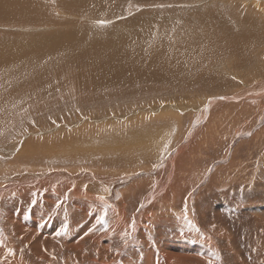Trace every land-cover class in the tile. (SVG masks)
I'll return each mask as SVG.
<instances>
[{
  "label": "bare ground",
  "instance_id": "6f19581e",
  "mask_svg": "<svg viewBox=\"0 0 264 264\" xmlns=\"http://www.w3.org/2000/svg\"><path fill=\"white\" fill-rule=\"evenodd\" d=\"M51 2L0 0V29L4 32L0 34L8 36L26 32L35 35L40 31L35 29L36 26L38 29L50 22H55V27L57 19L52 18ZM120 2L128 4L127 0H61L60 6L72 9V12L73 9L76 12L85 9L88 14L89 9H93L96 12L94 21L99 25L108 21L99 19V14L111 15L114 10H120ZM189 2L188 6L193 7L191 14L188 13L189 18L206 20L199 21L192 28L188 27L185 17L177 22L176 29H172L165 18L161 22L156 16L145 15L126 23L127 29L117 24L114 30L110 28L102 34L98 28L94 32L90 30L91 33L98 31L97 44L93 39L96 35L90 36L83 31L68 33L64 30L67 35L56 37L53 34L51 36L55 37L52 39H40L34 45L37 40L30 44L24 40L26 36L22 42L15 41L14 46L7 37H0L3 39L0 40V264H48L51 253L64 251L72 254L71 258L66 256V264H121L122 261L131 264L132 259L125 257L124 252L139 237H143L149 246V236L158 220L193 232L204 246L216 252L219 251L216 238L224 239L230 245V236L236 233L250 259L239 262L264 264V216L239 213L233 209L235 205L231 201L220 196L221 207H215V219L204 230L199 226V209L194 205L195 197L211 175L236 166L235 157L229 160V156L238 151L241 143H245L241 130L231 134L226 158L218 159L205 170L193 172L195 184L181 197L185 212L176 209L180 198L178 192L184 188L179 162L189 154L190 158L191 155L195 157L196 151L205 150L212 143L225 139L224 128L227 127L224 123L228 125V121L219 114L227 112L223 109L215 114L211 112L213 108L219 109L227 101L225 98L251 99L255 101L254 105L248 104L256 109L250 115V121L255 122L252 128L264 122V0ZM62 9L55 11L63 14ZM183 15H186V10ZM15 24L17 28L7 27ZM76 24L77 21L73 25ZM19 28L21 31L17 30ZM87 38L92 45L96 44L92 49L84 50L89 42L84 43L86 46L82 51H72L80 39ZM205 79L211 85L203 90L206 93L199 90H193L191 94L176 91L178 85L198 87L199 82ZM238 85L240 87L237 88ZM229 86H236V90L232 96L224 97L227 88L231 89ZM79 89L102 97L101 100L109 99V104H100L102 106L93 108V112L82 111L80 114L77 112L80 107L75 103L80 100ZM219 91L222 92L217 93ZM193 97L200 104L199 109L194 110L196 114H175L173 109L176 107L168 109L172 112L161 109L167 106L163 101L175 102V98L192 100ZM62 101L69 104L64 106L59 103ZM105 106L108 109H104ZM30 108L36 111L27 114L26 110ZM250 130L245 135L251 133ZM173 135L178 145L174 143V146L166 148ZM255 136H264V130ZM43 141L52 146L47 147ZM193 141L195 143L190 147ZM165 148L164 159L155 165L153 162L157 157L159 159ZM141 159L151 161L145 166L140 164ZM241 163V170L246 171L248 165ZM253 168L255 179L259 167ZM218 177L221 179L220 175ZM247 178L241 181L254 186L256 181L252 177ZM140 188H147V193L137 210L132 209V213L127 215L125 201ZM35 202L53 211L62 209L64 215H68L66 223L65 220H53L51 215L42 216L43 212L33 209ZM77 210H82L83 215L90 218L87 226L79 231L76 224L67 227V221L70 223L71 215ZM220 213L226 219L227 227ZM107 215L112 223L107 232L99 234L96 221L101 217L104 220ZM112 237L122 243L121 248H113ZM148 248L139 253L143 264H207L211 257L200 246L193 248L192 245L167 243L159 251ZM204 253L208 258H201ZM236 258L239 259L238 256Z\"/></svg>",
  "mask_w": 264,
  "mask_h": 264
},
{
  "label": "rangeland",
  "instance_id": "374dc122",
  "mask_svg": "<svg viewBox=\"0 0 264 264\" xmlns=\"http://www.w3.org/2000/svg\"><path fill=\"white\" fill-rule=\"evenodd\" d=\"M56 1V2H55ZM126 0H122V2H125ZM128 4H124V3H119L118 4V11L115 12V14L113 15L114 12H112V16L107 14L105 15L106 13H104L103 15L99 14L101 16V18L99 19H102V20H108L107 23H100L102 24V26L99 24L97 25V23L94 21L96 20L95 19V10L93 9H89V14H88V11H85L84 10H77L79 12H76L75 10L76 9H73V13L72 12V9H69L64 6H60V3H61V0H52L51 4L50 3V6L53 7L51 8L50 7V11H52L53 16L52 18L54 19H57L56 21V24L57 25H64L60 28H58L59 26L55 25L54 27V23L55 22H50L49 24H44V25H41V27L39 26L38 29H37V26L35 27L36 30H40V31H36L35 35H31V33H26L25 34H22V33H19L17 32V34H7L8 36H5V34H0L1 38H4V37H7L9 39L10 42H13L11 44H13V46L15 45V41L16 42H19V41H29L30 44L37 40V42H33V45L35 43H39L38 40H44V39H48L50 40V38L52 39V37H55L56 35L57 36H60L62 37L63 35H67V32L70 33V32H79L81 33L82 31L86 34H90V36L92 35H96L95 38H93L95 41H96V44L98 43L97 42V35L99 34H102L103 31H107L108 29L110 30V28H112L111 30H114L118 24V26L120 25V27L122 26V28H125L127 29V26L125 25L126 23H128L129 21H132L134 20L135 18L138 19L140 18V16H145V15H149V16H156L158 17L159 19H161V22H167L169 24V27L172 28V29H176L178 27V23L185 17V20L187 21V25L188 27L191 26V28L193 27V25H195L196 23H198L199 21H206L204 19H200L199 21L198 20H192V18H189V15L191 14V12L193 11V7L192 6H188L190 5L189 1L190 0H127ZM167 3V4H160V3ZM140 3H144V5L140 4ZM151 3V4H150ZM181 3V4H180ZM147 4V5H146ZM156 4V5H155ZM186 4V6H185ZM125 5V6H124ZM146 5V6H145ZM152 5V6H151ZM155 5V6H154ZM164 5V6H163ZM61 7L63 8L62 9V13L63 14H59L57 11H55V9H59V11L61 10V8H56V7ZM140 6V7H139ZM176 6V7H174ZM55 7V8H54ZM170 7V8H169ZM189 7V8H188ZM65 8V10H64ZM125 8V10H123ZM146 8V9H145ZM174 8V9H173ZM136 9V11H135ZM139 9V10H138ZM159 9V10H158ZM188 9V10H187ZM192 9V10H191ZM54 10V11H53ZM70 10V11H69ZM138 10V11H137ZM143 10V11H142ZM146 10V11H144ZM172 10L174 11L172 13ZM185 10H186V15L184 16L183 14H185ZM122 11V12H121ZM132 11V12H131ZM135 11V12H133ZM141 11V13H140ZM181 11V12H180ZM182 11H184V13H182ZM188 11V12H187ZM190 11V12H189ZM145 12V13H144ZM151 12V13H150ZM92 13V15H91ZM120 13V14H119ZM128 13V14H127ZM182 15H180V14ZM190 13V14H188ZM67 16H65V15ZM71 14V15H69ZM77 14V15H76ZM119 14V15H118ZM133 14V15H132ZM139 14V15H138ZM143 14V15H142ZM151 14V15H150ZM165 14V15H164ZM94 15V16H93ZM117 15V16H116ZM127 15V16H125ZM135 15V17H134ZM170 15V16H169ZM72 16V17H71ZM77 16V17H76ZM85 16H89L88 18L86 17L85 19H83V17ZM132 16V17H130ZM148 16V17H149ZM224 16V15H222ZM2 17H4L2 15ZM71 17V18H70ZM91 17V19H90ZM65 18H70V19H65ZM130 18V19H129ZM165 18L164 21H162L163 19ZM172 18V19H171ZM91 21H90V20ZM114 19V20H113ZM128 19V20H127ZM167 19V20H166ZM171 19V20H170ZM174 19V20H173ZM189 19V20H188ZM74 20V21H72ZM85 20V21H84ZM89 20V21H87ZM110 20V21H109ZM124 22H123V21ZM208 20V19H207ZM212 20V19H211ZM64 21V22H62ZM72 21V22H71ZM77 21V26L73 25L74 23H76ZM120 21V22H119ZM121 21L123 23H121ZM190 21V22H189ZM58 22V23H57ZM92 22V24H91ZM95 22V23H93ZM111 22V23H110ZM117 22V23H116ZM153 22V21H151ZM178 22V23H177ZM213 22V21H212ZM52 23V24H51ZM88 23V24H87ZM177 23V24H176ZM210 23V22H209ZM79 24V25H78ZM92 26H91V25ZM96 24V25H95ZM114 24V25H112ZM162 24V23H161ZM192 24V25H191ZM208 24V23H207ZM72 27H70V26ZM89 25V26H87ZM95 25V27H94ZM111 25V26H110ZM14 26V28H17L18 26L15 24V25H10V26H7V27H12ZM47 26V28H46ZM56 28V29H53V27ZM65 26V27H64ZM75 26V27H74ZM81 26V27H80ZM87 26V27H85ZM100 26V27H99ZM107 26V27H106ZM115 26V27H114ZM117 26V27H118ZM125 26V27H124ZM154 26L156 27V25L154 24ZM161 26V25H160ZM52 27V28H51ZM78 27V28H77ZM92 27H94L92 29ZM66 28V29H65ZM77 28V29H76ZM82 28V29H80ZM86 28L88 30H86ZM98 28L99 34H96L97 32L95 33H91L90 30H93L92 32L96 31ZM158 30H161L163 31V29L159 28V27H156ZM42 29V30H41ZM73 30V31H70V30ZM79 29V30H78ZM18 31H21L20 28L17 29ZM22 30H24V28H22ZM26 30V29H25ZM60 30V31H59ZM66 30V31H64ZM86 30V32H85ZM108 30V31H109ZM46 31H49V32H46ZM64 31V33H63ZM81 31V32H80ZM169 31H172L169 29ZM0 32L1 33H4L2 32V30L0 29ZM88 32V33H87ZM48 34V35H46ZM49 34H50V37H49ZM55 35V36H51V35ZM4 35V36H3ZM28 35V36H27ZM3 36V37H2ZM15 36V37H14ZM18 36V37H17ZM26 36V38H24ZM32 36V37H30ZM56 36V37H57ZM13 37V38H12ZM37 37V38H36ZM39 37V38H38ZM59 37V38H60ZM0 40H3L1 39ZM14 38H16L17 40H14ZM24 38V40H22ZM35 38V39H33ZM86 40V41H85ZM85 40H79V42L75 45V47H73V52L75 50V52H78V51H82L84 48H85V44L89 43V38L85 39ZM102 41V40H101ZM85 43V44H84ZM92 42H90L88 45L90 46H87L84 50L88 49L90 50V48L92 49L93 46L95 45H92L91 44ZM80 44V45H79ZM73 45V44H72ZM79 47H82L80 49H77ZM84 47V48H83ZM157 47H160L161 46L159 44H157ZM36 50L39 51V48L36 47ZM207 71H209V68H206ZM209 80L205 79L204 81H200L199 84H198V87L190 84L189 86H186L185 88L182 87V85H178L177 86V92H186L187 94H191L192 92H194L193 90H199L200 92H203V93H206L205 91L203 90H206L208 89L211 85H208L207 82ZM220 82L218 81L217 82V85H219ZM231 89L227 88L228 90L224 91L227 92V94H224V97H228L229 95L232 96L231 94L233 93L236 86H229ZM240 87L239 85L237 86V88ZM79 94H80V100L76 101L75 103L77 105H79V108L77 110L78 113L81 114L82 111H85V112H88V113H91L93 112L94 110H92L93 108L95 107H99V106H102L103 104L107 103L109 104L108 100H105V98H103L104 100H101L102 97H97L95 96V94H91L86 91V90H83V92H85L83 94L82 90L79 89ZM82 92V94H81ZM222 91H219L217 93H220ZM86 94V95H85ZM82 95V96H81ZM90 95V96H89ZM234 95V94H233ZM96 97V99H95ZM173 96H170V98H172ZM125 98V97H124ZM230 98V97H229ZM227 99V101H225L222 105H220V108L217 109L216 108H213V110L211 112L215 113L217 112V114L221 113L222 110L224 109L225 112H227V114H219L220 116L222 117H226L225 119H227L228 121V125L227 123H224L225 126L224 127H227L226 129L224 128V140L219 142H215V143H212L210 147H208L207 149L205 150H201V151H196L195 152V157L193 155H191V158H190V154L188 156V158H183L180 162H179V167L178 168H181V174H180V179H181V183L183 185V189L178 192V196L180 198L179 199V203L177 204L176 206V209L181 211V212H185V207L182 205V200H181V197H183L184 193L186 194L185 191H188L189 189H191L194 184H195V177L193 176V174L196 172V171H200V170H205V168L207 167H210L211 165H213L214 163H216L217 161H219L218 159L220 158H224L226 156V153L225 151L229 148V145H230V138H231V134H233L236 130L240 131V133H242V138H243V142L245 143H241L242 147L239 146L238 147V151H234V153L232 155L229 156V160H232V158L235 157V161H236V166L233 167V168H229V169H226L224 170L223 172H217L216 174H213L211 175L209 178L208 183L206 181V184L204 187H202L200 189V191L198 192V196L195 197V209L197 207V210L199 209V226L202 227L204 230H206L205 228H207V226L210 224V222L213 220V218L215 219V213L219 207V203L221 205V202H220V196L221 197H224L225 199L224 200H227V201H231L233 205L235 206H232L233 209H235L236 211H238L239 213H244L245 215L247 216H264V166L262 165L264 163V136H261L260 138H257V136H255V134L259 133V131L261 130L262 132V129L264 130V122L263 124L261 123L259 126H257L256 128H252L253 124V121L251 120L250 121V115L254 114V112L256 111L255 107L254 106H249L248 103H250L251 105H254V100L252 101L251 99H246V100H236L234 98L232 99H229L228 98H225V100ZM91 100V101H90ZM94 100V101H92ZM97 100V101H96ZM111 100V99H110ZM175 102L177 100V103H175L174 101L173 102H169L168 103L166 101H163L164 105H167V106H164L163 108L161 109H164L165 111L167 112H170L171 110H168V109H173V112L175 111L176 113L175 114H185L186 113H191V114H196V112L194 110H198L199 109V106L200 104L195 101L194 97L192 100L190 99H185V98H180V100L178 99H174ZM90 101V102H89ZM101 101V102H100ZM97 102V103H96ZM166 102V103H165ZM178 102H179V105H178ZM196 102V103H195ZM59 103H62V105L64 106H67L69 103H66L64 101L62 102H59ZM93 103V104H92ZM162 103V104H163ZM170 103H173V104H170ZM74 104V103H73ZM84 104V105H83ZM102 104V105H100ZM177 104V105H176ZM185 104V105H184ZM188 105L191 106V108H188ZM169 105V106H168ZM89 106V107H88ZM194 106H197L195 107V109L192 110V108H194ZM222 106V107H221ZM51 107L53 108L54 105H51ZM92 107V108H91ZM106 108L104 109H108L107 106H105ZM167 107V108H166ZM102 108V107H100ZM166 108V109H165ZM87 110V111H86ZM253 110V111H252ZM35 112L36 110L30 108L28 110H26V113H30V112ZM80 111V112H79ZM106 111V110H105ZM31 112V113H32ZM172 112V111H171ZM186 112V113H185ZM50 113V112H49ZM53 113H56V112H53ZM51 112V114H53ZM76 113V114H78ZM236 113V114H235ZM59 114V113H57ZM75 114V115H76ZM106 114V113H105ZM213 115V114H212ZM194 116V115H193ZM228 116V118H227ZM238 116V117H237ZM237 118V119H236ZM235 119V120H234ZM243 119H246L243 121ZM225 121V120H224ZM241 121V122H240ZM249 122V124H248ZM241 123V124H240ZM253 123V124H252ZM187 124V123H186ZM230 124V125H229ZM243 124V125H242ZM227 125V126H226ZM239 129H238V128ZM254 127V126H253ZM231 129V130H230ZM243 129V130H242ZM246 129V130H245ZM251 129V130H250ZM250 130L251 133H248L245 135V132ZM254 130V132L252 131ZM227 131V132H226ZM244 131V132H243ZM255 131L257 133H255ZM230 133V134H229ZM229 134V136H228ZM261 134V133H260ZM98 135V134H96ZM245 135V136H243ZM175 135H173L172 137H170V139H168V143H166V148H169L171 147V145H174L177 146L178 145V142L176 143L175 142V139H174ZM228 138V139H227ZM256 138V141L254 140ZM221 139V137H220ZM92 140H93V136H92ZM247 140V141H246ZM253 140V142H252ZM255 141V142H254ZM44 144H46L47 147H51L52 144L47 142V141H43ZM172 143V144H171ZM195 143V141L191 142V145L190 147ZM249 143V144H248ZM177 144V145H176ZM214 144V145H213ZM244 144V145H243ZM168 145V146H167ZM173 145V146H174ZM245 147V148H244ZM164 149L163 151V154L159 155V159L158 157L156 158V160L153 162L155 165L159 162H161L165 155H166V151L167 149ZM244 148V149H243ZM251 148V149H250ZM236 149V148H233V150ZM166 150V151H165ZM172 150V149H171ZM170 151V150H169ZM168 151V152H169ZM225 153V154H224ZM248 153V154H247ZM137 154V153H136ZM252 154V155H251ZM259 154V155H258ZM163 155V156H162ZM235 155V156H234ZM251 155V156H250ZM194 158H193V157ZM162 157V158H161ZM226 158V157H225ZM262 160H261V159ZM245 159V160H244ZM260 159V160H259ZM160 160V161H159ZM258 160V161H257ZM35 161V160H34ZM141 161V162H140ZM140 161H138V163L140 162V164H144L145 166H147L149 164V161H151V159H141ZM240 162V163H238ZM241 162H244L245 164L248 165V168L247 170L243 171L241 170L242 168L240 167L241 166ZM257 162V163H256ZM262 162V163H261ZM152 163V162H151ZM150 163V164H151ZM239 165H238V164ZM120 165H122V163H119ZM153 164V165H154ZM137 164H135L136 166ZM208 165V166H207ZM122 166H126V165H122ZM117 167H120L119 165ZM129 168H131L132 166H128ZM253 167H259V174H256V178L254 179L253 177V172L252 170L254 169ZM206 168V169H207ZM120 169V168H119ZM240 170L239 172L237 170ZM251 170V171H250ZM194 172V173H193ZM252 173V174H251ZM218 175H220V178L221 179H218ZM255 175V174H254ZM247 178V179H250L251 177L256 181L255 182V185L254 186H248L246 182H243L241 180H243V178ZM260 179H259V178ZM217 178V179H216ZM259 179V180H258ZM219 180V181H218ZM262 180V181H260ZM242 182V183H241ZM224 183V184H223ZM259 183V184H258ZM242 187V188H241ZM256 189V190H255ZM147 193V188H140L137 193L132 197H128L127 201H125V204H126V213L127 215H130L132 213V211L135 209L137 210V208L139 207L140 205V201L141 199L145 196V194ZM140 197V198H139ZM131 199V200H130ZM137 200V201H136ZM21 201V200H20ZM235 204H234V203ZM213 203V204H211ZM128 204V205H127ZM138 204V205H136ZM208 204V206H207ZM254 204V205H253ZM37 205V206H36ZM41 206V207H39ZM44 205L42 204H37V202H35L32 207L33 209H37V210H40L42 213V216H50L53 220H56V221H59V222H64L66 223V220H67V214L64 215V211L62 209H59L57 208L56 210H51L50 209H46L45 207H43ZM183 207V209H182ZM214 207V208H213ZM217 209H216V208ZM237 208V209H236ZM262 208V209H261ZM46 209V210H45ZM105 209V208H103ZM133 209V210H132ZM251 209V210H250ZM253 209V210H252ZM50 210V211H49ZM60 210V211H58ZM106 210V209H105ZM103 210V211H105ZM260 211V212H256V211ZM244 211V212H243ZM49 212V213H47ZM78 212V214H77ZM77 212L75 214L77 215H71V220H70V223L67 221V227L69 228L71 225H75V227L77 228L76 230H81L83 227H86L88 222H89V219L87 215H83V211L82 210H77ZM201 212V213H200ZM212 212V213H211ZM250 212V213H249ZM253 212V213H252ZM255 212V213H254ZM203 213V214H202ZM225 210H224V216H225ZM57 214V216H55ZM81 214V215H80ZM202 214V215H201ZM221 214V213H220ZM79 215V216H78ZM86 218V220H83L84 218ZM74 216V217H73ZM224 216L221 214V217L224 219V226L227 227L228 223L225 222L226 219L224 218ZM63 217V218H62ZM108 217V218H107ZM65 218V219H64ZM73 218V219H72ZM82 219V220H81ZM80 220V221H79ZM206 220V221H205ZM86 221V222H85ZM109 222V223H108ZM162 223L161 225L158 224V223ZM202 224H201V223ZM204 222V223H203ZM85 223V224H84ZM112 221H110V218L109 216L107 215L104 219V223L103 224H99L97 226V231L99 234L101 233H105L107 232V230L109 229L110 225H111ZM69 224V225H68ZM43 225H45V223H43ZM85 225V226H84ZM206 225V226H205ZM101 226V228H100ZM104 226V227H103ZM170 226V227H169ZM175 226V227H173ZM166 227V229H165ZM170 229H169V228ZM173 227V228H172ZM177 227V228H176ZM80 228V229H79ZM158 228V229H157ZM164 229V230H163ZM184 229V228H183ZM181 227L179 226H176V225H171L169 224L167 221H166V224H165V221L163 222V220H158L155 222V224L153 225V230L154 232L152 233L151 237L149 236V240H148V243H149V246H147L145 243V241L143 240L144 238L143 237H139L136 241L135 244H133L127 252H124V256L125 257H130V259H132L130 262L131 264H143V257H139V253L141 252H144L145 249L147 247H149L148 249H153V250H156V251H159V249L163 246V249L164 247L167 246V243H175L176 245L179 244H184V245H192L193 248L194 247H197V246H200V248H202L203 251H208V253L211 255V257L209 256V258L207 257V255L204 253L201 257V258H208L210 259V262L207 263V264H241V262H246L247 260H250L247 256V252L244 251V249L242 248L241 244L238 242V236L237 234H233L232 233V237L230 236V245L228 244V242H226V240L224 239H218L216 238L215 240L218 241L217 242V247L219 249V251H215V250H212L210 249L209 246H204L203 243H201L199 241V239L195 238L194 237V233L193 232H190L189 230H186L184 229L183 230ZM161 230V232L159 231ZM179 230V232H178ZM164 232V235H163V232ZM187 231V232H186ZM159 234H158V233ZM170 232V233H169ZM185 232V233H184ZM189 232V233H188ZM8 234H11L10 230H8ZM186 234V235H185ZM74 235V234H73ZM159 235V237H158ZM163 235V236H161ZM174 235V236H173ZM181 235V237L179 236ZM183 235V236H182ZM192 235V237H191ZM75 236V235H74ZM170 236V237H169ZM236 236V237H235ZM177 237V238H176ZM190 237V238H189ZM179 238V239H178ZM185 238V239H184ZM189 240H188V239ZM113 242V248L117 247V249L121 248L122 247V243L119 242V241H116V239L114 237L111 238ZM109 240V239H108ZM194 240V241H193ZM197 240V241H195ZM143 241V243H142ZM152 243H151V242ZM157 241V242H156ZM138 242V243H137ZM199 242V243H198ZM241 242V241H240ZM16 243L18 244L19 242L16 240ZM140 243V244H139ZM142 243V244H141ZM159 245H157V244ZM161 243V244H160ZM188 243V244H187ZM190 243V244H189ZM197 243V244H196ZM237 243V244H236ZM239 243V245H238ZM121 244V245H120ZM116 245V246H115ZM143 245V246H142ZM156 245V246H155ZM197 245V246H196ZM232 245V246H231ZM237 245V246H236ZM138 246L140 248H138ZM142 246V247H141ZM203 246V247H202ZM234 246V247H233ZM158 248V249H157ZM229 248V250H228ZM131 249V250H130ZM135 249H136V253H135ZM209 249V250H208ZM235 249V251H234ZM140 250H143V251H140ZM147 250V249H146ZM130 251V252H129ZM223 252V253H222ZM26 253V252H25ZM131 253V254H130ZM220 253V254H219ZM231 253V254H230ZM53 255H51V261L48 263V264H66L67 262V257H72V254H68L66 251H64L63 253H51ZM127 255V256H126ZM131 255V256H130ZM205 255V256H204ZM240 255V256H239ZM67 256V257H66ZM136 256V257H135ZM216 256V257H215ZM225 256V258H224ZM239 257V259L237 260L236 257ZM55 257V258H54ZM58 257V258H57ZM60 257V258H59ZM70 257V258H71ZM139 257V258H137ZM222 257V258H221ZM66 258V259H65ZM220 258V259H219ZM213 259V260H212ZM225 259V260H224ZM55 260V261H54ZM230 260V261H229ZM221 261V262H220ZM241 261V262H239ZM121 264H126L124 263V261H122ZM189 264H195V263H189Z\"/></svg>",
  "mask_w": 264,
  "mask_h": 264
},
{
  "label": "snow or ice",
  "instance_id": "6c2138e0",
  "mask_svg": "<svg viewBox=\"0 0 264 264\" xmlns=\"http://www.w3.org/2000/svg\"><path fill=\"white\" fill-rule=\"evenodd\" d=\"M97 224H103L104 223V220H103V217L99 218L97 221H96ZM93 228H95V225H93ZM89 231H92V229H89ZM60 233H57V235H59ZM87 234V233H86Z\"/></svg>",
  "mask_w": 264,
  "mask_h": 264
}]
</instances>
